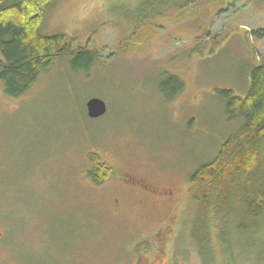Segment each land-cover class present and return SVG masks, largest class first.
Wrapping results in <instances>:
<instances>
[{"label": "rangeland", "instance_id": "1", "mask_svg": "<svg viewBox=\"0 0 264 264\" xmlns=\"http://www.w3.org/2000/svg\"><path fill=\"white\" fill-rule=\"evenodd\" d=\"M147 1L56 0L42 33L75 38L96 64L75 74L63 57L20 98L0 82V264H202L189 177L238 127L215 91L244 95L264 60L251 36L264 0H204L140 23ZM165 73L185 85L173 100ZM94 97L107 104L99 119ZM92 154L112 171L101 186L87 177Z\"/></svg>", "mask_w": 264, "mask_h": 264}, {"label": "trees", "instance_id": "2", "mask_svg": "<svg viewBox=\"0 0 264 264\" xmlns=\"http://www.w3.org/2000/svg\"><path fill=\"white\" fill-rule=\"evenodd\" d=\"M55 1L0 0V82L8 97L27 94L63 57L70 56L75 74L89 72L98 61L96 52L77 45L75 38L42 33V23ZM201 1L148 0L139 21L186 11ZM251 36L264 39V29ZM248 75L244 95L232 89L215 91L224 102L227 119L238 122V127L213 158L189 177L188 192L196 205L190 235L202 264H264V60ZM184 89V82L168 73L159 85L167 100ZM91 161L94 166L87 177L101 186L112 171L97 154L91 155Z\"/></svg>", "mask_w": 264, "mask_h": 264}, {"label": "water", "instance_id": "3", "mask_svg": "<svg viewBox=\"0 0 264 264\" xmlns=\"http://www.w3.org/2000/svg\"><path fill=\"white\" fill-rule=\"evenodd\" d=\"M87 113L91 119H99L107 112V104L100 98H91L86 103ZM1 236V233H0Z\"/></svg>", "mask_w": 264, "mask_h": 264}]
</instances>
